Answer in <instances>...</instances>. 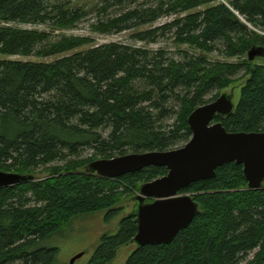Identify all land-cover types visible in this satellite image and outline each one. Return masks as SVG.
<instances>
[{
    "label": "trees",
    "instance_id": "16d2710c",
    "mask_svg": "<svg viewBox=\"0 0 264 264\" xmlns=\"http://www.w3.org/2000/svg\"><path fill=\"white\" fill-rule=\"evenodd\" d=\"M90 1L80 7L0 0V24L54 32L88 21L96 34L132 31L138 42L172 41L200 55L176 58L118 43L92 47L91 38L0 25V56H63L0 59V170L35 177L0 189V264H55L58 250L44 243L65 225L104 211L106 221L114 219L128 186L140 191L168 171L149 167L111 180L88 173V165L187 144L191 114L240 80L235 111L215 121L231 133L264 132V64L256 62L264 56L248 57L253 48L264 49V0ZM164 18L173 20L154 27ZM215 53L241 61H209ZM189 194L199 206L189 228L168 246L136 248L125 264H264V186L249 190L243 167L231 163L181 192ZM131 215L117 234L102 238L89 264H111L133 243L138 225Z\"/></svg>",
    "mask_w": 264,
    "mask_h": 264
},
{
    "label": "water",
    "instance_id": "95a60500",
    "mask_svg": "<svg viewBox=\"0 0 264 264\" xmlns=\"http://www.w3.org/2000/svg\"><path fill=\"white\" fill-rule=\"evenodd\" d=\"M264 56V49L253 48L249 60ZM233 95L222 94L214 102L195 110L188 119L191 140L167 152L129 154L113 159L97 160L86 171L106 179H119L149 167L166 168L168 174L145 183L134 198L138 233L133 240L137 248L168 246L177 235L189 228L199 213V206L190 195L181 192L196 182L216 177L218 168L235 163L243 167L249 190L264 186V132H228L216 117H228L236 106ZM32 175L0 170V189L34 182ZM153 200L152 203H146ZM83 254L76 256L72 263Z\"/></svg>",
    "mask_w": 264,
    "mask_h": 264
},
{
    "label": "rangeland",
    "instance_id": "374dc122",
    "mask_svg": "<svg viewBox=\"0 0 264 264\" xmlns=\"http://www.w3.org/2000/svg\"><path fill=\"white\" fill-rule=\"evenodd\" d=\"M61 1H69L72 2L73 6H91L93 3L90 0H61ZM91 19V18H90ZM173 18H164L155 24L154 27L163 25L167 22L172 21ZM0 25L5 27H12L21 30H33L39 32H47L52 33L54 36H68V37H84L91 38L94 43L93 46H101L111 43H118L126 46H131L135 48H144L151 51H160L165 50L171 52L176 58L180 57V54L183 52H188L191 54H195L197 56L200 55V52L196 49L190 48L184 45H177L171 42L161 41L154 44H147L136 41L133 36L134 32L128 31L120 34L113 35H100L93 33L91 28L89 27L90 22H84L78 28L72 30H64L57 31L52 29L46 25H32V24H24V23H1ZM150 26L142 28L143 30L149 29ZM89 47L85 48L88 49ZM60 57H53L47 59H40L36 57H3L0 56V59L6 60H15V61H26V62H52ZM209 61L215 63H239L241 59H231L222 55L210 54L208 56ZM258 64H264V59H258L256 61ZM245 80H240L233 84L231 87L226 89L222 94L233 95V103L236 106L240 100L241 89L244 86ZM172 123V121H171ZM184 144L181 147H184ZM179 147V148H181ZM178 149V148H177ZM14 173V172H10ZM19 174V173H16ZM39 178H44L48 176V174L43 175H35ZM140 191L138 188H134L128 186V190H125L124 195L122 196L121 202L117 205L119 210L118 215L112 219L111 221H106L107 212H97L93 214H85L82 215L69 224L64 226L62 231L47 240L44 243V246L47 248H56L58 250V255L56 258L55 264H89L92 258L94 257L98 246L101 244V240L104 236H111L117 234L120 229L121 221L133 214L136 206V202L134 200L135 197L139 195ZM193 196V194H189ZM153 200H147V203H151ZM136 244L132 243L128 246L121 248L118 251L116 259L111 264H125L129 256L136 250ZM83 254L80 259H77L74 263H72L73 259Z\"/></svg>",
    "mask_w": 264,
    "mask_h": 264
},
{
    "label": "flooded vegetation",
    "instance_id": "af4514ba",
    "mask_svg": "<svg viewBox=\"0 0 264 264\" xmlns=\"http://www.w3.org/2000/svg\"><path fill=\"white\" fill-rule=\"evenodd\" d=\"M153 201H151V203H152ZM146 203H147V201H146Z\"/></svg>",
    "mask_w": 264,
    "mask_h": 264
}]
</instances>
